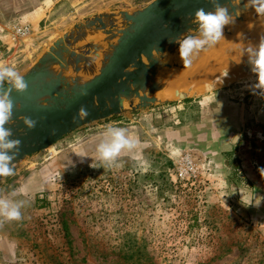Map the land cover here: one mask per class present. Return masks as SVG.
<instances>
[{
	"label": "rangeland",
	"instance_id": "1",
	"mask_svg": "<svg viewBox=\"0 0 264 264\" xmlns=\"http://www.w3.org/2000/svg\"><path fill=\"white\" fill-rule=\"evenodd\" d=\"M150 1L0 0V62L23 74L75 24ZM24 25L27 34L14 36ZM243 32L257 45L264 38V27ZM114 43L101 41L102 49ZM235 70L224 82L202 78L212 90L189 81L176 88L183 98L173 91L170 101L126 109L63 137L42 151L47 158L59 150L60 159L42 191L24 187L26 169L6 180L0 194L16 192L26 204L21 220L0 223V264H264V199L244 206L253 194L264 197V92L249 58ZM109 126L127 129L139 146L111 167L93 168ZM184 158L189 169L181 179Z\"/></svg>",
	"mask_w": 264,
	"mask_h": 264
},
{
	"label": "water",
	"instance_id": "2",
	"mask_svg": "<svg viewBox=\"0 0 264 264\" xmlns=\"http://www.w3.org/2000/svg\"><path fill=\"white\" fill-rule=\"evenodd\" d=\"M218 3L228 7L235 23H245L248 15L255 14L253 8L246 7L247 0H239L237 4L232 0H218ZM198 8L212 11L214 4L212 0H151L132 12L111 11L88 17L54 41L38 61L21 74L27 89L11 92L13 116L6 126L12 130L10 138L21 141L14 166L30 155L49 149L83 126L119 115L126 109L136 110L170 101L172 94L161 98L160 92L177 88L179 85L173 83L177 74L199 67L198 58L215 51V45L200 51L188 67H184L179 58L175 41L198 34L193 15ZM232 26L233 23L225 26L223 33L228 34ZM102 34L106 36L104 40ZM94 35H99L100 39H92ZM112 40L115 43L109 45L107 53L101 41ZM77 48L82 53L78 54ZM92 57L98 58L99 68L85 79L80 72ZM65 64L71 68L70 77L63 72ZM168 73H174L173 77ZM197 82L203 83L202 80ZM211 82L203 83L206 91L214 89ZM2 87L7 91L10 85L7 82ZM176 88L172 89L175 96H186ZM81 106L88 111V116L73 119ZM25 116L36 121L34 128L24 125ZM4 178L0 177V181Z\"/></svg>",
	"mask_w": 264,
	"mask_h": 264
},
{
	"label": "clouds",
	"instance_id": "3",
	"mask_svg": "<svg viewBox=\"0 0 264 264\" xmlns=\"http://www.w3.org/2000/svg\"><path fill=\"white\" fill-rule=\"evenodd\" d=\"M212 2L214 10L206 11L204 8H198L193 14L195 22L198 24V34L187 35L175 41L178 43L179 58L184 67L190 66L194 56L200 51L216 45L224 38V27L234 23V17L227 6L221 5L218 0H212ZM238 2L239 0H232L233 4ZM246 7L253 8L257 16L264 17V0H247ZM242 51L248 55L252 71L257 75L255 87L264 92V38L260 40L258 45L247 47ZM5 81L10 85L7 91H4L2 87ZM27 87L23 75L14 66L0 62V177H8L14 174V161L21 145L20 140L10 138L13 136L12 130L6 126L13 116L14 105L11 92L13 90L24 92ZM88 114V111L81 106L73 119L84 118ZM23 123L28 129H32L36 125L35 120L26 116L23 118ZM138 146V139L130 134L127 129L109 126L96 146V159L100 163H92L90 166L93 168L101 167V165L111 167L122 152H130ZM259 171L264 177V168H260ZM16 195V192L10 195L0 194V223L22 219L21 209L26 203L24 200L14 199ZM262 199L264 197L255 200L253 194V197L244 206L258 207Z\"/></svg>",
	"mask_w": 264,
	"mask_h": 264
},
{
	"label": "crops",
	"instance_id": "4",
	"mask_svg": "<svg viewBox=\"0 0 264 264\" xmlns=\"http://www.w3.org/2000/svg\"><path fill=\"white\" fill-rule=\"evenodd\" d=\"M256 25L257 24L254 25L249 22H245V23L234 22L233 26L235 27V29H237L234 37L222 38L215 45V49H214L215 51L208 53L206 57L198 58L197 63L198 65H200L199 67H196L191 71H186L183 74L181 73L177 74L176 77L174 76L175 77L174 79L176 80L172 79L174 80L173 83H176L179 85L180 88H183L185 86L184 84L189 82V80L190 81L195 80L194 82H197L202 78L204 79L211 76H214V78L217 79V81L221 80L224 82L225 81L224 79L232 80L233 77L232 73L236 71L235 70L236 66H238L244 59L248 58V55L244 53L241 49H246L247 47L257 45L254 44L252 41H248L247 39H245L243 31H245V29H249L251 32H258L257 31L258 27H256ZM238 53L240 54L238 55ZM225 64H227L228 66ZM217 65H221V66L214 67ZM225 66H227L228 68ZM168 74H170V76L173 77L174 73H168ZM175 88L176 87L174 86V88H169L166 91L160 92V97L161 98L169 97L173 93L172 89L174 90ZM58 154H59V150H58ZM44 155H49V152L42 153V151H40L18 162L14 166V174L5 177L3 180H1L0 187L6 180L15 176L21 170L26 169L27 175L24 178L25 180L23 183H24V187L26 189H29V192L37 193L45 188H48L50 183L49 178L51 176L50 171L52 169H58V166L60 165V159L57 155L53 157L49 156L47 158Z\"/></svg>",
	"mask_w": 264,
	"mask_h": 264
},
{
	"label": "bare ground",
	"instance_id": "5",
	"mask_svg": "<svg viewBox=\"0 0 264 264\" xmlns=\"http://www.w3.org/2000/svg\"><path fill=\"white\" fill-rule=\"evenodd\" d=\"M264 20V19H263ZM256 27H258L257 28V31H260V29L262 30V27H264V21H262V23H258L257 25H256ZM260 28V29H259ZM240 50V49H239ZM241 50H243V49H241ZM240 50V51H241ZM236 51H238V50H236ZM239 51V52H240ZM240 53H238V55H239ZM242 54H243V52H242ZM235 55H236V53H235ZM237 55V56H238ZM234 56V55H233ZM242 56V55H241ZM236 57V56H235ZM237 59V58H236ZM235 60V59H234ZM225 65H227V64H225ZM230 65V64H229ZM221 65H217V66H214V67H220ZM228 66V65H227ZM227 66H225V67H227ZM98 68H99V66H98V58L97 57H92L90 60H88L84 65H83V68H82V71L80 72V76L81 77H83V78H85V79H87V78H90V77H92V75L94 74V73H96L97 72V70H98ZM228 68V67H227ZM63 72H64V74L66 75V76H68V77H70V73H71V68L69 67V66H67L66 64L64 65V67H63ZM159 76V75H158ZM191 79H192V77H191ZM190 81V80H189ZM125 104V103H124ZM53 155V154H52Z\"/></svg>",
	"mask_w": 264,
	"mask_h": 264
},
{
	"label": "built area",
	"instance_id": "6",
	"mask_svg": "<svg viewBox=\"0 0 264 264\" xmlns=\"http://www.w3.org/2000/svg\"><path fill=\"white\" fill-rule=\"evenodd\" d=\"M28 31H29V26L27 25L18 26L13 29V34L14 36L21 37V36L26 35ZM188 164H189L188 160L184 158L182 160L181 166L177 168V176H179V178L181 179L184 178L186 174L188 173V169H189Z\"/></svg>",
	"mask_w": 264,
	"mask_h": 264
}]
</instances>
